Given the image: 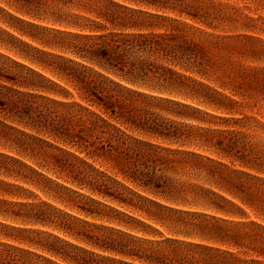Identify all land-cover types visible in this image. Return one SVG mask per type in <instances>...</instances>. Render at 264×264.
Returning a JSON list of instances; mask_svg holds the SVG:
<instances>
[{
    "label": "rangeland",
    "instance_id": "1",
    "mask_svg": "<svg viewBox=\"0 0 264 264\" xmlns=\"http://www.w3.org/2000/svg\"><path fill=\"white\" fill-rule=\"evenodd\" d=\"M149 14L192 27L200 66L154 85L78 57L97 36L169 32ZM191 154L264 179V0H0V264H167L164 239L174 264H206L205 247L264 261V245L220 241L264 235V202L164 162ZM123 163L154 165L149 187Z\"/></svg>",
    "mask_w": 264,
    "mask_h": 264
},
{
    "label": "trees",
    "instance_id": "2",
    "mask_svg": "<svg viewBox=\"0 0 264 264\" xmlns=\"http://www.w3.org/2000/svg\"><path fill=\"white\" fill-rule=\"evenodd\" d=\"M179 1V0H176ZM167 3V2H166ZM150 5H157V2H152ZM120 7V6H118ZM122 8V7H121ZM173 8V7H172ZM130 13L129 16L134 14L131 10L123 8ZM179 14L184 13L183 10L179 9ZM188 17L191 19H199L195 14L186 13ZM112 17V16H111ZM149 18L154 21L161 20L170 22L169 32L163 34H143L137 33L132 34L130 36L124 37H116L115 35H107V36H97L94 39L101 40L94 45L87 46L84 50V56L81 54H77L79 58L84 59L88 63L97 64L100 68L105 71L110 69H115L117 72L121 73V76L125 79H128L130 82H139V81H153L154 85H163L170 84L174 82L175 78H182L180 75L172 71L167 66L172 67H184L185 69L189 66L197 67L200 66V56H199V47L198 44L193 42L187 32L192 29V27L187 26L183 23H178L176 20H168L167 18H163L157 14H149ZM133 27H137L139 29L145 27H155V24H145L143 20H136L132 24ZM132 54L138 56L135 59H131ZM78 65V64H77ZM84 68V66H81ZM179 78V79H180ZM77 80H81V90L83 94L89 95L90 89L95 87V82L93 80H85V75H81L80 78L77 76ZM89 103L94 104L93 102ZM97 105H101L106 111L108 110L111 115L116 114L115 109L118 108L121 110V106L119 104L103 101L99 99V103ZM225 136H234L232 131L226 132ZM229 137V138H230ZM220 143V142H218ZM222 152L227 155L231 154L232 148L229 144L222 148ZM195 159H189L188 155H185L183 159L176 161L174 159H164L166 164H185L187 166L192 165L193 167L200 168L205 170L211 176H217L224 184L225 189L228 193H236L240 195L241 198H246L248 201L253 200L256 196H259V201L264 202V179L257 178L255 176H251L244 172H235L228 171L227 168L221 164L214 163L209 159H205L206 163H203V158L191 154ZM156 159L161 160L160 157L156 156ZM238 159H244L243 156ZM154 161H152L153 163ZM247 163V162H244ZM141 166L146 169L145 173H142V170H139V167L136 164H121V170L129 171L133 174H138L142 178H146L141 182L142 185L149 187L151 180L153 179V171L155 166L151 167V176H148L149 167L145 164H141ZM157 187V186H155ZM206 195L213 196L218 198L219 200L224 201L225 203H229L221 196L216 195L211 191H204ZM156 205V204H155ZM157 207H161L157 205ZM215 211L226 214L223 207L214 206ZM227 238L226 241L231 242L232 240L237 245V241L241 237H246L250 239L253 243H258L260 245H264V235L258 233H232L230 235L223 236ZM232 241V242H233ZM162 243H166L168 246H172L170 251V255L176 257L177 250L174 244H180L176 240L164 239L157 244V246ZM206 251H210V254H204L201 257L203 263L206 264H264V261H259L257 259L251 260H240L234 254L227 251H219L212 250L210 248H203ZM159 250L156 249V252ZM213 251V252H211ZM259 255H264V246L258 250ZM169 254L165 256H155L156 260H167V264H174L173 258L170 257ZM203 258V259H202Z\"/></svg>",
    "mask_w": 264,
    "mask_h": 264
}]
</instances>
